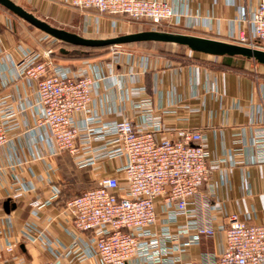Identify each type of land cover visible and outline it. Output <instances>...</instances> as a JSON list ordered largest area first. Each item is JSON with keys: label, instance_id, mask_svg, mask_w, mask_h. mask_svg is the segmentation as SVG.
Masks as SVG:
<instances>
[{"label": "crops", "instance_id": "crops-1", "mask_svg": "<svg viewBox=\"0 0 264 264\" xmlns=\"http://www.w3.org/2000/svg\"><path fill=\"white\" fill-rule=\"evenodd\" d=\"M170 1L181 13L178 29L182 33L225 42L230 30L236 33L244 27L239 20L240 6L253 12L259 2ZM14 2L53 26L69 28L86 38L107 39L137 32L136 23L127 15L79 10L68 0ZM46 35L33 32L0 10V115L9 110L17 113L9 144L0 149V264L47 260L55 264H101L92 233L79 234L63 212V202L49 198L56 192L71 197L92 189L101 179L116 175L121 162L90 152L85 157L96 158V164L82 166L67 152L57 151L54 142L38 130L37 85L33 79L17 77L23 60L18 47L42 54L53 47ZM53 50L55 60L74 72L95 75L93 67L97 66L106 77L91 105L106 120L139 123L146 112H153L162 116L163 133L159 138H176L190 129L204 131L214 190L209 192L204 185L193 199L188 218L197 219L195 230L182 232L188 219L184 216L172 224L178 237L169 246L178 245L176 257L196 261L206 248L221 252L229 214H237L249 224H264V148L255 145L256 140L264 139V80L185 63L149 47L110 49L93 60L66 59L71 50ZM254 63L264 69V65ZM144 101L150 105L138 106ZM100 145L95 142L92 148ZM35 201L46 205L36 207ZM38 230L43 238L37 242L27 237ZM194 233L199 234V241L186 244ZM7 244L14 246L13 252L6 250ZM130 264H161V257L147 250Z\"/></svg>", "mask_w": 264, "mask_h": 264}, {"label": "built area", "instance_id": "built-area-1", "mask_svg": "<svg viewBox=\"0 0 264 264\" xmlns=\"http://www.w3.org/2000/svg\"><path fill=\"white\" fill-rule=\"evenodd\" d=\"M68 4L79 10L95 9L147 20L160 28L180 25L181 13L170 0H68ZM239 20L244 27L236 33L230 30L227 42L264 47V0H259L253 12L240 6ZM46 38L51 39L49 35ZM18 48L23 60L17 77L36 82L35 121L44 138L82 166L96 164V158L85 157L90 152L121 162L116 175L101 179L97 187L83 191L63 206L79 234L92 233L101 264H130L147 250L160 255L161 264H264V224H249L234 213L226 218L221 252L206 248L199 260L183 261L174 255L178 245L169 246L178 237L172 224L181 216L188 218L193 199L204 185L209 192L214 190L203 130H184L176 138H159L163 133L162 116L153 112H146L139 123L106 120L91 108L99 95L100 82L106 78L97 66L93 67L95 75L77 73L53 58V47L42 54ZM144 63L147 68V60ZM145 105L150 102L138 106ZM80 115L84 116L81 120ZM16 120L14 110L0 115V149L9 144ZM95 142L101 145L93 149ZM255 145L264 148V139L256 140ZM56 199L57 192L49 201ZM33 204L39 208L46 205L39 201ZM197 226V219L188 218L181 230L189 233ZM27 237L37 242L43 232L38 230ZM198 241L199 234L194 233L186 244ZM6 250L11 253L14 246L7 244ZM36 264L55 263L47 260Z\"/></svg>", "mask_w": 264, "mask_h": 264}, {"label": "water", "instance_id": "water-1", "mask_svg": "<svg viewBox=\"0 0 264 264\" xmlns=\"http://www.w3.org/2000/svg\"><path fill=\"white\" fill-rule=\"evenodd\" d=\"M0 5L9 10L15 16L23 19L54 39L76 46L98 48L143 42L173 43L187 47L189 50L201 54L218 57L241 56L264 65V50L261 49L249 48L238 44L195 35L167 33L153 30L124 34L107 39L86 38L77 33L51 25L47 21L38 18L32 12L15 3L13 0H0ZM9 204V201L5 203L6 208H8Z\"/></svg>", "mask_w": 264, "mask_h": 264}, {"label": "rangeland", "instance_id": "rangeland-1", "mask_svg": "<svg viewBox=\"0 0 264 264\" xmlns=\"http://www.w3.org/2000/svg\"><path fill=\"white\" fill-rule=\"evenodd\" d=\"M14 1V0H13ZM16 3V2H15ZM0 10L2 12H5L6 14H8L9 16H11V18L13 20H17L18 22H23V24H25L26 26H29V28L33 31V32H36V33H42L41 30L35 28L34 26H32L31 24L27 23L26 21H24L23 19L15 16L13 13H11L9 10H7L6 8H4L3 6L0 5ZM33 13V12H32ZM34 14V13H33ZM131 18V17H130ZM134 20L133 22H135L136 24V27H137V32H141V31H148V30H153V31H160V32H167V33H177V34H188V35H192L190 33H186V32H181L178 28H168V27H161L160 28V25L159 26H155L154 24H152L151 22L147 21V20H135V19H132ZM49 23V22H48ZM52 25V24H51ZM55 27H58V28H62V29H69V28H65V27H60V26H55ZM70 31V30H68ZM51 37V36H50ZM50 42L52 44V46H55L56 44H58V40L54 39L53 37H51L50 39ZM116 46H112L111 48H109L108 50H112V49H115ZM120 48L121 47H126V48H136V47H149V48H152V49H155L157 50L158 52H162L161 50H163L165 48V46L163 45H160V48L158 47H151V46H139V45H120L119 46ZM171 49H173L174 52H176L177 54L181 55V54H184V55H187V53L189 54H192V56L194 55L193 52L191 50H189L187 47H183V46H178V45H175V46H171L170 47ZM54 49V48H53ZM58 49V48H56ZM66 50H71V53L69 54V57H67L66 59H79V60H93V59H96V58H100L102 57L105 52L107 51H103V52H98V51H92V50H87V49H68V48H64ZM261 50H264V47L260 48ZM190 56V55H188ZM54 58V56H53ZM55 59V58H54ZM198 59H201V60H206L207 58L204 57V56H199ZM180 60V59H178ZM207 60H210V59H207ZM213 60V59H211ZM215 60H220L218 58H215ZM58 61V60H57ZM182 61V60H181ZM59 62V61H58ZM217 62V61H216ZM60 64V63H59ZM196 64V63H194ZM62 65V64H61ZM197 65H203V64H199L197 63ZM65 66V65H64ZM72 66V65H71ZM203 66H208V65H203ZM70 67V66H69ZM210 67V66H208ZM246 67L248 69H250L253 73L251 74L253 77H255V79H261L259 77V74H261L262 70V67H257V65L254 63V61H248L247 64H246ZM212 68V67H210ZM214 69V68H212ZM214 70H217V69H214ZM246 74V73H244ZM263 80V79H261ZM99 185V184H98ZM98 185H96L95 187H97ZM94 187V188H95Z\"/></svg>", "mask_w": 264, "mask_h": 264}, {"label": "trees", "instance_id": "trees-1", "mask_svg": "<svg viewBox=\"0 0 264 264\" xmlns=\"http://www.w3.org/2000/svg\"><path fill=\"white\" fill-rule=\"evenodd\" d=\"M197 36V35H195ZM58 44H56L55 46H53L54 49L56 48H68V49H87V50H92V51H98V52H103L108 50L109 48H111L112 46H107V47H98V48H88V47H83V46H76V45H72L66 42H62V41H58ZM128 45H139V46H151V47H158L160 48V45L165 46V48L163 50H161L164 54L168 55L171 58H175V59H180L185 63H201L203 65H208L214 69L220 70V71H226V72H233V73H246L251 75L253 72L248 69L246 67V64L248 61H253L252 59L246 58V57H241V56H223L220 57V60L218 62L213 61V60H201L198 59V57L200 56H206L208 57L209 55L206 54H201V53H197V52H193V56H188V55H184V54H177L176 52L173 51V49H171V46H175L177 44H173V43H158V42H143V43H133V44H128ZM180 46V45H178ZM184 47V46H183ZM262 65V64H259ZM259 77L261 79L264 80V73L259 74ZM83 168H87V167H83ZM82 193V192H81ZM79 194H76L74 196H67V195H63V192H60L57 201L58 202H63V206L64 203L69 200L72 199Z\"/></svg>", "mask_w": 264, "mask_h": 264}]
</instances>
